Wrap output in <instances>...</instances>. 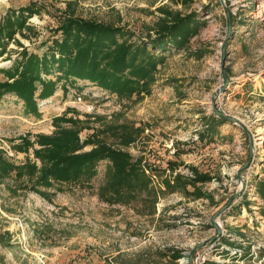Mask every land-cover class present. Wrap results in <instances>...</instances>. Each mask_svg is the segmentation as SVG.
<instances>
[{"label":"rangeland","instance_id":"rangeland-1","mask_svg":"<svg viewBox=\"0 0 264 264\" xmlns=\"http://www.w3.org/2000/svg\"><path fill=\"white\" fill-rule=\"evenodd\" d=\"M33 2L41 7L28 20L36 35L16 38L38 55L61 14L123 26L132 41L153 34L161 8L192 12L205 24L184 49L165 52L150 94L140 100H120L80 81L58 83L59 94L37 100V116L12 95L0 100V150L15 164L40 165L33 156L38 146L16 147H23L22 137L50 135L55 117L79 121L80 141L106 126L131 125L141 132L127 147L115 146L111 134L100 139L141 158L156 193L152 211L140 199L102 201L107 161L97 164L90 182L55 183L40 188L43 194L6 179L0 264H264V201L255 190L264 177V0H0V17ZM18 50L10 44L7 54ZM5 58L0 69L11 65ZM214 109L235 122L215 127ZM198 174L210 178L196 183L202 197L166 190L164 181H194Z\"/></svg>","mask_w":264,"mask_h":264},{"label":"trees","instance_id":"trees-1","mask_svg":"<svg viewBox=\"0 0 264 264\" xmlns=\"http://www.w3.org/2000/svg\"><path fill=\"white\" fill-rule=\"evenodd\" d=\"M40 8L33 2L18 9L8 8L0 17V58L6 54L4 60L11 61L9 67L0 69L4 77L0 81V100L12 95L22 103L24 112L32 116L39 114L37 100L51 97L58 83L88 82L116 94L120 100L142 99L151 92L157 66L164 63L165 52L184 49L205 24L192 12L182 15L161 8V16L151 29L153 34H147L144 41H132L134 33L123 26L61 14L55 36L46 41L50 44L38 55L29 52L16 36L29 39L36 35L28 20ZM10 44L19 50L8 55ZM209 118L215 127L227 122L215 114ZM52 123L54 131L50 135L37 134L32 142L28 136L22 137L23 147H16L18 151H27L38 146L33 148V156L39 166L31 160L17 165L0 150V184L14 178L24 189L43 194L40 188L48 189L55 183L90 182L96 175L97 164L107 161L104 180L98 189L99 198L109 205H127L140 199L143 207L153 210L156 193L142 170V159L134 160L118 148L133 143L141 132L139 128L110 125L80 141L83 127L79 121L62 115ZM103 133L111 134L118 147L102 141ZM87 146L90 150L83 151ZM208 180L209 177L198 174L194 181L177 176L172 184L169 181L164 184L169 192L181 190L200 198L204 194L196 183ZM187 186L193 187L192 193H188ZM255 190L264 201V177L257 180Z\"/></svg>","mask_w":264,"mask_h":264},{"label":"water","instance_id":"water-1","mask_svg":"<svg viewBox=\"0 0 264 264\" xmlns=\"http://www.w3.org/2000/svg\"><path fill=\"white\" fill-rule=\"evenodd\" d=\"M225 76V79H226V84L228 83V80H227V77H226V74H224ZM214 113H215V116L216 117H219V118H222L224 120H226L227 122H232L234 123L235 121L233 120V118H230L222 113H220L218 110L214 109ZM252 150V145H250V152ZM251 162V155H249V158H248V161H247V165Z\"/></svg>","mask_w":264,"mask_h":264},{"label":"crops","instance_id":"crops-1","mask_svg":"<svg viewBox=\"0 0 264 264\" xmlns=\"http://www.w3.org/2000/svg\"><path fill=\"white\" fill-rule=\"evenodd\" d=\"M73 86H75V84H73ZM64 88H68V87L64 85ZM56 91H58V90H56ZM56 91H55V92H56ZM59 92H61L60 89H59ZM56 93H57V92H56ZM57 94H59V93H57Z\"/></svg>","mask_w":264,"mask_h":264},{"label":"built area","instance_id":"built-area-1","mask_svg":"<svg viewBox=\"0 0 264 264\" xmlns=\"http://www.w3.org/2000/svg\"><path fill=\"white\" fill-rule=\"evenodd\" d=\"M80 100V99H79Z\"/></svg>","mask_w":264,"mask_h":264}]
</instances>
